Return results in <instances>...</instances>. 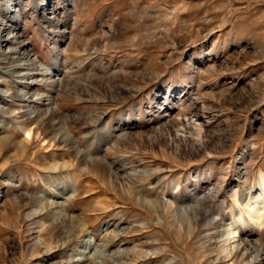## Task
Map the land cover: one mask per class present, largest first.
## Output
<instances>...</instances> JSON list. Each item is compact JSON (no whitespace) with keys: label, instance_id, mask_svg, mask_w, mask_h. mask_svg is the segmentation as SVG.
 <instances>
[{"label":"rangeland","instance_id":"obj_1","mask_svg":"<svg viewBox=\"0 0 264 264\" xmlns=\"http://www.w3.org/2000/svg\"><path fill=\"white\" fill-rule=\"evenodd\" d=\"M0 22V264H264V0Z\"/></svg>","mask_w":264,"mask_h":264},{"label":"bare ground","instance_id":"obj_2","mask_svg":"<svg viewBox=\"0 0 264 264\" xmlns=\"http://www.w3.org/2000/svg\"><path fill=\"white\" fill-rule=\"evenodd\" d=\"M5 1H8V0H5ZM46 9V8H45ZM1 23V22H0ZM4 23V22H3ZM3 23H1V26H0V40H3V41H7V40H13L14 38H17L18 34H16L17 32H9L7 33L5 36L2 37V34H1V29L3 27ZM20 36V35H19ZM18 39V38H17ZM22 42V40H21ZM16 44V43H15ZM22 52V50H21ZM24 53V52H23ZM23 94V93H22ZM53 203V202H52ZM53 205V204H52ZM232 233V232H231ZM240 246V244H233L231 245L229 248H230V252H233L235 249H237L238 247ZM96 247V246H95ZM83 256L86 257V258H90V260L92 258H99V260H96L97 263L101 262V254L99 252H96V250L94 249V240L93 238L91 239H87V241H85V244L83 246ZM91 252V254H90ZM229 255V254H228ZM115 256V255H114ZM111 257H113V254H111Z\"/></svg>","mask_w":264,"mask_h":264}]
</instances>
